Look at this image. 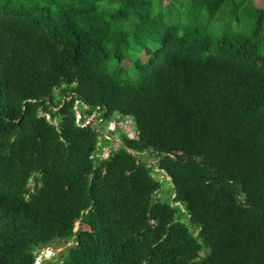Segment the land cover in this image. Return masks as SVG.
<instances>
[{
	"label": "trees",
	"instance_id": "trees-1",
	"mask_svg": "<svg viewBox=\"0 0 264 264\" xmlns=\"http://www.w3.org/2000/svg\"><path fill=\"white\" fill-rule=\"evenodd\" d=\"M180 6L0 0V264H264V7Z\"/></svg>",
	"mask_w": 264,
	"mask_h": 264
},
{
	"label": "rangeland",
	"instance_id": "rangeland-1",
	"mask_svg": "<svg viewBox=\"0 0 264 264\" xmlns=\"http://www.w3.org/2000/svg\"><path fill=\"white\" fill-rule=\"evenodd\" d=\"M182 1L185 0H174V2L176 3V6H178L179 8H181L180 3ZM254 6L256 7H264V0H252ZM164 9H162L163 11ZM243 11V9H241V12ZM175 12L177 13L178 10H175ZM242 13L244 14H248L247 12L243 11ZM77 104H80L79 101L77 102ZM99 112H95L90 118H88L87 123H91L92 126L96 127V129L101 130L103 132V134L111 140V144L107 147L104 148V153L103 156H108L111 153V148H115L117 149L118 146L121 144V139H120V135L123 131L128 132V134L132 137L136 136V131L134 129V123L133 120L129 117L126 118L125 120L121 119V117L119 116L118 120L116 119L115 121L110 122L109 124H102L101 125V120L98 119L99 117ZM78 118H81V115L79 113ZM148 156V154H147ZM147 163L149 165H153L157 163V160H153V159H147L146 160ZM158 173L156 175V177L160 178V179H164L166 178V173L164 171H161L159 169H157ZM167 179L169 181H171V178L168 176ZM170 187V188H169ZM171 187H172V182L168 183L164 182L163 184V190L162 192H160L158 194V196H163L164 193H166V190L168 189L167 192L171 191ZM86 228L85 224H81L80 222L77 224L76 230L78 228ZM72 244L71 241L69 240H54L53 242H51L48 246L39 249L37 248V250L35 251L37 254V261L36 264H41L42 261L45 259L47 261H54L57 262V260L62 257L65 256L66 251H68L69 246Z\"/></svg>",
	"mask_w": 264,
	"mask_h": 264
},
{
	"label": "clouds",
	"instance_id": "clouds-1",
	"mask_svg": "<svg viewBox=\"0 0 264 264\" xmlns=\"http://www.w3.org/2000/svg\"><path fill=\"white\" fill-rule=\"evenodd\" d=\"M46 115V117H47V119L48 120H51V116H50V114H45ZM112 149V148H111ZM103 153H104V149H103ZM103 153H102V155H103ZM111 154V153H110ZM110 154L108 155V156H105V158H108L109 156H110ZM189 160V156H187L185 159H184V161H188ZM162 171V170H161ZM165 173H166V178H164L163 180H164V182H167L168 183V186H169V183H171L172 182V177L170 176V175H168V173L166 172V171H164ZM170 177L171 178V181H169L168 179H167V177ZM187 178V177H186ZM185 178V179H186ZM174 186H173V183H172V187H171V189L173 188ZM170 188V187H169ZM174 196H175V193H174ZM58 240H67V239H58ZM70 241V240H69ZM72 242V241H71ZM46 246H48V245H46ZM46 246H44V247H46ZM44 247H41V248H39V249H42V248H44ZM45 260V259H44Z\"/></svg>",
	"mask_w": 264,
	"mask_h": 264
}]
</instances>
